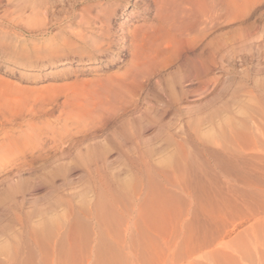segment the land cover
<instances>
[{"label": "rangeland", "instance_id": "1", "mask_svg": "<svg viewBox=\"0 0 264 264\" xmlns=\"http://www.w3.org/2000/svg\"><path fill=\"white\" fill-rule=\"evenodd\" d=\"M61 1L80 3L74 24L88 8ZM180 1L211 12L209 49L183 39L178 68L147 80L126 62L158 0L111 8L98 46L125 50L109 63L0 40V264H264V0L239 21L235 0ZM27 2L0 0L4 33Z\"/></svg>", "mask_w": 264, "mask_h": 264}, {"label": "bare ground", "instance_id": "2", "mask_svg": "<svg viewBox=\"0 0 264 264\" xmlns=\"http://www.w3.org/2000/svg\"><path fill=\"white\" fill-rule=\"evenodd\" d=\"M124 1L125 0H83L81 5L88 6V8L82 11L80 20L74 24L71 22V19L75 15V13H72V10L75 8L74 4L77 2L66 6L61 0H30V2H27L28 4L26 6L30 11L28 22L24 25H12L9 23L6 25L8 27V30L5 31L6 33L0 28V35L2 36L0 37V40H10L11 42L10 44H7L6 48L14 46L15 52L19 51V49L23 50L24 48L26 49V52L31 54L45 52L48 57L47 60L59 59L58 57L53 58L52 56L64 55L71 53L72 50L78 49H84L86 51V58L89 59L93 58V51L91 52V50H95L102 55H105L106 52L107 55L105 56L109 63L112 62L114 58L121 56V53L125 50L123 47L119 46L121 43L118 44V42L122 41L124 37L121 40H117V42L109 41V43L105 45L107 46L105 49H103L104 45L98 46V42L100 39L110 40L109 24L116 13L115 10L111 8L116 3ZM197 1L199 2V0ZM222 1L225 2L226 6H229L231 3L230 0ZM243 2H245V0H235L233 3L234 10L231 17L238 21L243 18ZM107 3H110V5L105 7ZM158 3L159 5L156 3L157 10L154 17L155 23L150 25L144 24L134 32L132 41L135 46L132 48V60L126 62L127 65L125 64L129 67V70L127 71L128 73L133 72L142 75L146 80L150 79V77L155 74H164L168 72L169 67L175 69L178 68L176 63L178 61V55L175 46L183 39L189 41L192 45V49L196 48V45L198 47L201 46L203 51L209 49V44L205 43V41L209 32L208 25L213 17L210 11L203 12L200 18L197 19L195 14L191 16L182 14V11H177L174 8L173 0H158ZM77 4L80 5V3ZM197 5L199 7V4ZM187 7L189 6L187 5ZM54 14L59 15L57 19L52 18ZM60 26H62V29H59L57 33H53V30L60 28ZM21 35H28L33 41H41L39 44L40 47L31 50L26 46V43H24L23 46L21 45V48L18 45L15 46V42L21 40H18V36ZM32 40L30 39V41ZM43 41H46L44 43L48 44L46 48L43 45ZM111 48H114V51L110 54L111 51H109V49ZM171 49H173V51H171ZM48 54L50 56H48ZM125 61L126 56H124L120 64ZM206 62L208 63V61ZM110 66H112V64H110ZM114 67H119V64L112 66L111 68ZM101 87L102 89H105L106 85L104 84ZM46 90L47 89H44L43 91L46 92ZM46 102L48 103V100L44 103ZM103 202L104 201H102V204ZM101 211L106 212L107 209ZM103 245L105 247L108 246V244L105 245V242ZM108 249L111 248L108 247Z\"/></svg>", "mask_w": 264, "mask_h": 264}]
</instances>
